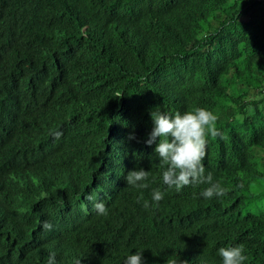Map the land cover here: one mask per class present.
<instances>
[{
    "label": "trees",
    "instance_id": "16d2710c",
    "mask_svg": "<svg viewBox=\"0 0 264 264\" xmlns=\"http://www.w3.org/2000/svg\"><path fill=\"white\" fill-rule=\"evenodd\" d=\"M17 61L16 77L7 70ZM81 70L100 77L106 117L90 119L75 102ZM29 74L40 80L24 89L16 78ZM167 75L176 82L168 93ZM0 101L14 108L0 121V251L18 254L30 237L58 244L63 264H124L143 244L144 264L191 249L192 262L222 264L219 248L243 245L244 264H264V0H0ZM73 102L76 117L57 139L47 114ZM196 107L218 117L221 137L208 138L203 163L229 189L222 197L205 199L201 185L161 190L155 144L145 143L151 110ZM140 168L148 188L105 189L108 217L128 212L122 229L106 232L114 221L93 215L72 231L70 208L104 189L101 177ZM154 189L164 198L145 210L137 200L153 204ZM70 236L81 254L65 245Z\"/></svg>",
    "mask_w": 264,
    "mask_h": 264
},
{
    "label": "clouds",
    "instance_id": "9594fccd",
    "mask_svg": "<svg viewBox=\"0 0 264 264\" xmlns=\"http://www.w3.org/2000/svg\"><path fill=\"white\" fill-rule=\"evenodd\" d=\"M76 53V51H71L67 54L72 56ZM64 56L66 63L68 59L66 55ZM62 60V57L53 59L56 64H61ZM21 66L23 64L17 61L11 66L12 72L8 70L7 72L16 76L15 72L19 71ZM89 72L88 70H81L72 74V86L76 95L79 96L75 102H79L81 99L84 100L88 107L86 115L90 119L101 116L106 117L107 113L110 112L102 103L104 101L102 97L104 88L101 84L100 77L95 76L94 80L90 81L91 75ZM18 78H16L18 84L24 89L37 87L40 80L39 76L31 74L28 75L26 80L21 81ZM163 85L166 93H168V90L172 89L176 85V82L173 81L171 76L167 75L164 79H161L160 87ZM75 102L47 114L46 122L50 124L52 130L50 134L55 138L59 139L62 131H65L64 129L68 125H71V120L76 117V111H72L71 109L75 105ZM13 109V107L0 101V121L7 118L13 112ZM149 114L153 127L145 143L148 146L155 144L154 154L158 158L161 169L158 179L160 185L163 186L161 190H171L178 193L183 188L201 185L203 190L198 193L205 199L227 195L229 189L222 187L219 182H215L212 173L206 171L203 163L207 154L206 146L208 138L221 137V133L216 127L218 117L213 112L202 107H196L184 113L176 112L174 114L151 110ZM132 139H135V136L130 135L129 140ZM112 172L100 179L106 186L104 189L95 185L92 186L87 191V194H85L86 196L84 198L86 202L80 197L78 200L79 206L74 210L70 208L69 219L72 225V231H82L87 228L93 215H100L104 220L114 221L109 225H104V231L106 232L122 229L118 225L122 223V220L125 219L128 212H122L117 216L116 211L112 216L108 217L112 200H109L105 189L111 186L112 190L120 191L122 186L127 185L137 189H146L149 186L147 181L150 173L143 168L131 170L126 173L123 180L119 181V173H117V177H114ZM163 198L164 193L159 189H154L151 193L153 204L150 205L149 201L143 199L142 195L138 198L137 202L140 203L142 200V206L147 210L150 207H157L158 202ZM42 226L46 230H51L52 228V225L46 221L43 222ZM137 239L138 237L136 236ZM65 245H72L74 252L78 251L80 253L82 251L79 247L78 238H72L70 236V239H66ZM143 246L145 244L139 246L138 249H135L133 253L129 254L124 260V264H144L142 255H149V253ZM59 250L60 247L58 244L44 248L37 239L25 237L24 243L20 248V253L8 254L4 250L0 251V264H26L21 259V254L31 255L32 257L28 259L30 263L63 264L59 261L61 257L55 253ZM193 251L191 249L189 253L176 254L170 258L163 256L162 261L158 264H200L198 261L192 262L190 260V255ZM48 255H50L48 260H45ZM218 255L222 258V264H244V261L247 259L244 255L243 245L221 247L218 250ZM55 257L57 261H55ZM151 259L153 262L156 261L154 255L151 256Z\"/></svg>",
    "mask_w": 264,
    "mask_h": 264
}]
</instances>
